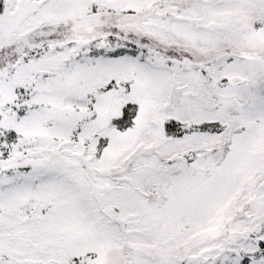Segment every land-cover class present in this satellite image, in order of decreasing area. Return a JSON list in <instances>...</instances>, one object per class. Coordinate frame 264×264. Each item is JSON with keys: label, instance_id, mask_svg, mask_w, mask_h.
I'll use <instances>...</instances> for the list:
<instances>
[{"label": "snow or ice", "instance_id": "1", "mask_svg": "<svg viewBox=\"0 0 264 264\" xmlns=\"http://www.w3.org/2000/svg\"><path fill=\"white\" fill-rule=\"evenodd\" d=\"M0 264H264V0H0Z\"/></svg>", "mask_w": 264, "mask_h": 264}]
</instances>
